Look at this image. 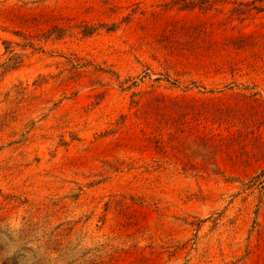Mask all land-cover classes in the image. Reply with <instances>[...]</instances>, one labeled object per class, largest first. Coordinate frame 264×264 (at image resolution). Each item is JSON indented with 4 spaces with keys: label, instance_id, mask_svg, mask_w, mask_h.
I'll return each instance as SVG.
<instances>
[{
    "label": "rangeland",
    "instance_id": "1",
    "mask_svg": "<svg viewBox=\"0 0 264 264\" xmlns=\"http://www.w3.org/2000/svg\"><path fill=\"white\" fill-rule=\"evenodd\" d=\"M251 1L0 0V264H264Z\"/></svg>",
    "mask_w": 264,
    "mask_h": 264
},
{
    "label": "trees",
    "instance_id": "2",
    "mask_svg": "<svg viewBox=\"0 0 264 264\" xmlns=\"http://www.w3.org/2000/svg\"><path fill=\"white\" fill-rule=\"evenodd\" d=\"M257 3H260V5H257ZM263 3H264V0H254V1H251L249 4H247L248 6L250 5H254V9L255 10H258V11H261L263 8ZM190 5H187L186 8H188ZM256 101L258 102V104L260 105H264L262 102H260V100L258 98H256ZM179 103V102H178ZM177 103V104H178ZM188 103L185 102V104H180L179 106L180 107H188ZM193 107L195 108H200V109H203V110H207L206 108L209 107V103H199L198 105L195 104V105H192ZM230 112V111H229ZM223 113V112H222ZM225 113H228V112H225ZM231 115V114H230ZM229 117V116H228ZM251 125H245V128H250ZM157 144H158V148L160 151H163V153H166L167 152V149H166V144L165 142L162 140V139H159L157 138ZM264 159V156H260V161ZM250 159H248L249 161ZM264 161V160H263ZM244 163V162H242Z\"/></svg>",
    "mask_w": 264,
    "mask_h": 264
}]
</instances>
